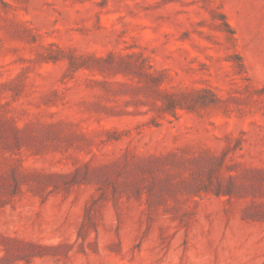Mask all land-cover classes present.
<instances>
[{
	"label": "rangeland",
	"instance_id": "374dc122",
	"mask_svg": "<svg viewBox=\"0 0 264 264\" xmlns=\"http://www.w3.org/2000/svg\"><path fill=\"white\" fill-rule=\"evenodd\" d=\"M0 264H264V0H0Z\"/></svg>",
	"mask_w": 264,
	"mask_h": 264
}]
</instances>
